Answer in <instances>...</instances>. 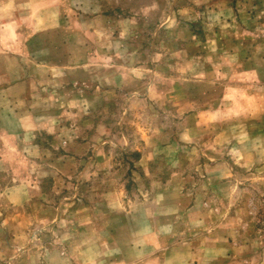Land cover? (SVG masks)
I'll return each instance as SVG.
<instances>
[{"label": "rangeland", "instance_id": "obj_1", "mask_svg": "<svg viewBox=\"0 0 264 264\" xmlns=\"http://www.w3.org/2000/svg\"><path fill=\"white\" fill-rule=\"evenodd\" d=\"M3 1L0 188L28 189L20 206L0 195L1 261L34 264L10 241L34 213L49 218L36 229L35 264L46 246L58 254L48 264H60L61 247L78 264L92 245L97 257L117 254L112 264L130 247L141 256L127 264H192L209 233L230 238L215 264H264V196L248 188L264 177V0H50L58 26L33 34L18 4L15 37ZM62 57L89 66L51 69ZM104 64L128 73L110 86ZM220 166L231 174L219 177ZM162 192L171 224L150 233L138 216L125 222L135 203L155 218ZM198 216L207 223L193 224Z\"/></svg>", "mask_w": 264, "mask_h": 264}, {"label": "crops", "instance_id": "obj_2", "mask_svg": "<svg viewBox=\"0 0 264 264\" xmlns=\"http://www.w3.org/2000/svg\"><path fill=\"white\" fill-rule=\"evenodd\" d=\"M35 1L40 2V3H38L36 9H42V10H38V13L33 14L32 13V11H33L32 5L34 4ZM49 1L50 0H8V2L3 1L2 2V9L3 10L11 8V5H13L12 6L13 16H12L11 21H10V19H8L7 20L8 23H4V24L2 23V25L5 28H8V27L11 28V30L13 31L12 33L14 34V37H15V34L18 33V26H19V19L16 15V11H18V4H19V6L25 7V8H22L21 11L23 13L28 14L29 15L28 17L32 16V18H33L31 22H32V25H34V27H36V28L32 31V34L39 31V30L47 32L49 29H51L55 26L57 27L58 24H53L54 7H52V4L51 5L47 4V2H49ZM99 16L105 17L106 15L104 13H101V14H99ZM99 30L101 31V30H105V29L100 27ZM41 52H43V51H41ZM67 57H69V56H67ZM62 59H63L62 62L61 61L57 62L59 64V66H57L55 63L54 64L52 63L53 65H50L51 66L50 68L53 69L56 66V67H59L62 69L65 68V70H66V69H71V68L75 67L78 69V71H83L82 73H84V71L86 70V67L89 66V64H87V62H85V60H83L82 62L77 61L76 65H71V64L65 63V57H62ZM96 64L101 65L96 60H94L92 62V64H91L93 67L92 69L95 72H96L95 69H98V68H95ZM68 66H70V67H68ZM103 66L104 67L107 66L108 67L107 70L111 72L109 75L104 76L105 81H107V84L108 85L110 84V86L111 85H114V86L118 85V83H117L118 80H121L120 78L125 76L128 73L125 71V69H123V70L119 69L118 70V67L120 68V66H117V65L104 64ZM97 74H99V73H97ZM97 79H98V82L101 83V80H99V75H97ZM109 88L111 89V87H109ZM8 89L7 90H5V89L0 90V97L7 95L6 92L8 91ZM17 94H19V92ZM29 112H30V114H34V115L36 114V110L31 105H29ZM12 113H14V111H12ZM220 134L223 135L222 132H220ZM124 140L126 143H128V141L126 139H124ZM215 141H217L216 138H215ZM108 142L110 144H114L110 139L108 140ZM217 142L220 143L219 141H217ZM213 143L216 144V142H213ZM67 144L70 147H72L74 145H78V148L80 147L82 150L84 148L83 146L85 145V143H83V142L78 143V144H74V143H72V140L68 141ZM114 145H116V144H114ZM81 153H82V151H80V153L78 152V154H81ZM66 158H68V160L72 159L69 156H67ZM222 167L223 166H220V168H219L220 170H222V172L218 169V167L215 168V171L221 173V174H219V177L221 175V178H224V177H227V175L231 174V173L226 174L225 169ZM254 181H257L258 184L257 185L252 184L248 188H250V190L258 193L260 196H264V177L258 178V180H254ZM26 189H28V188L25 186L14 185V186L6 189L5 192H2V188H0V195L4 194V197L7 199L8 204H11L12 206H20V205H22L23 201L26 199V196H25ZM181 190H182V188L180 189V191ZM29 193H28V195H29ZM165 206H167L166 205V199L164 196V192H162V195L160 197V201H159V196H157L156 209H155V215H154L155 218L154 217L152 218L151 216H149L148 213L145 211V210H148V208H150V206L146 207L145 203L144 204H142V203L136 204L135 203L134 206L133 205L129 206V211L126 213L129 214L130 217L124 216L126 219L125 222L130 224L129 223L130 218H137V216H138L137 219H140V220H138V224L143 225L142 228L148 229V231L151 233L152 231H154V228L156 229V226L154 224H156V225H160V224H168L169 225V224H171V223H169L171 220L169 222H167V219L165 217L159 215V210L161 213L162 209H165ZM119 207H121V206L118 205V208ZM137 210L141 211L140 215H138L139 211H137ZM47 212H48V210H47ZM35 213H36V211H35ZM198 217L199 218L196 217L195 221L192 222L193 224L198 225V224H206L207 223V220H202V218H201L202 216H198ZM28 218L29 219L25 220L24 223H23V220H24V218H23L22 221L20 222V224H17V226L13 230V234H12L14 236V238L10 239V241L16 243V245H12L13 248H15V250L20 248V249L24 250L23 252H21V254L23 253V255H25L26 253H28L29 257L34 260V264H35V261H36L35 259L38 255L37 254L38 250H34L33 248L37 247V240H40V237H37L38 235L36 234V231H37L36 229H38L40 222L46 223V221H48L49 218L47 217L45 220H39V219H37V217L34 213L32 215L29 214ZM161 218H162V220H161ZM153 219H156V220H153ZM6 227H7V229L9 227L8 220L0 217V230L4 231ZM9 231L11 233V228ZM171 235L172 234L170 233V236ZM0 236H1L0 241L1 240L4 241V239H5L4 234L2 233ZM91 237H93V236H91ZM91 237H90V239H91ZM132 237H134V236L132 235ZM146 237L150 238L148 235ZM86 238H88V237H86ZM192 239H193V236H192ZM229 239L230 238L228 236L225 237L224 234H217L216 236H214V235H212V233H209V234L205 235L204 241L206 242V245L204 246L203 250H198V248H196V247H194V245H192V260H193L192 264H202V263H204V264L205 263L206 264H215L216 260H218V259H221L220 261H226L229 258V250H228V245H229L228 242L230 241ZM85 247L86 246H84V248ZM52 249L53 248L50 246L44 247V250H43L44 251L43 252L44 259H45L44 264H46V263L48 264L47 259L52 257L53 253L55 255H58L57 252L52 250ZM62 249H63V247H61V250H60L61 252H59L60 258H58V259H59L60 264H67V261H66L67 258L63 257V250ZM81 249L82 248H80L79 250H81ZM129 249H131L129 252L130 254H127L128 255L127 258H124V264L129 263V260L131 261L132 257L138 258L141 256V254H138V253L136 255L134 254V256H133V253H134L133 250H135V248L130 247ZM94 250H95L94 245L87 246L86 249L82 250V253L85 255V257L82 260V262H78V264H112V261L116 260V258H117V254H113L112 252H108L106 254L104 253V254H102L103 255L102 257H101V255L97 257V256H95ZM87 251H90L91 253H93V251H94V256H89V252L87 253ZM195 252H197L198 255L200 256L199 260H197ZM21 254H17V252H16V254H14L12 257H15V256L18 257V256H21ZM41 254H42V252H41ZM98 254H99V252H98ZM1 256L2 255L0 254V264H4L1 261L2 260ZM194 260H196V261H194ZM15 261H16V259H15ZM221 264H224V263H221Z\"/></svg>", "mask_w": 264, "mask_h": 264}]
</instances>
